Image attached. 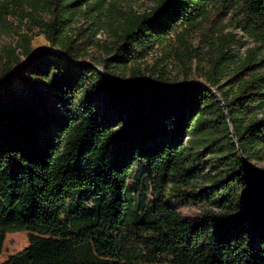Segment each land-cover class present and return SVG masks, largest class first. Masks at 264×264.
Returning <instances> with one entry per match:
<instances>
[{
    "label": "trees",
    "instance_id": "1",
    "mask_svg": "<svg viewBox=\"0 0 264 264\" xmlns=\"http://www.w3.org/2000/svg\"><path fill=\"white\" fill-rule=\"evenodd\" d=\"M227 17L253 47L232 50ZM201 30L204 84L116 83L173 40L191 61ZM0 34V254L28 234L3 264H264V0H0ZM36 34L50 49L18 67Z\"/></svg>",
    "mask_w": 264,
    "mask_h": 264
},
{
    "label": "rangeland",
    "instance_id": "2",
    "mask_svg": "<svg viewBox=\"0 0 264 264\" xmlns=\"http://www.w3.org/2000/svg\"><path fill=\"white\" fill-rule=\"evenodd\" d=\"M120 12H136L142 13L154 6V0H110ZM231 17H227L223 20L222 31L223 35L232 34L235 36L237 42L234 43L231 48L235 53H243L247 48L254 46L251 39L243 34L239 29L233 26ZM86 25L85 20H79L74 24V28H82ZM217 33H209L205 30L194 31L191 34H184L183 42L186 47L192 48L197 52L192 53L191 61L179 60L178 54L183 50V46H180L179 42L173 40L172 44L176 47L177 53L167 55L164 50H157L150 54L146 59L136 63L135 65L129 66L126 70H117L115 72V81L117 84L122 85L125 83H148L153 84L154 76L153 73L156 71L165 74L171 85L176 87H182L185 84H204V77L202 74L207 70V60L210 53L212 42L215 41V35ZM100 41H108L111 39V33L107 28L102 30L96 37ZM16 38L9 37L0 34V47L9 44L13 45V41ZM50 49V44L46 40L43 34H36L30 41V54L28 57L19 56L20 65L18 67L30 66L34 59L40 54ZM108 59V58H107ZM114 64H117V58L115 56L110 57ZM200 59V60H199ZM202 59V60H201ZM82 62L91 63L96 66L97 69L101 70L103 62V55H101L96 48L92 47L89 49V54L85 57ZM160 62H163L161 65ZM249 167L257 174L264 173V162H250ZM193 209H183V213L188 217H193L195 214ZM28 247V234L26 232L7 234L3 244V250L0 254V264H3L10 256L19 253Z\"/></svg>",
    "mask_w": 264,
    "mask_h": 264
}]
</instances>
